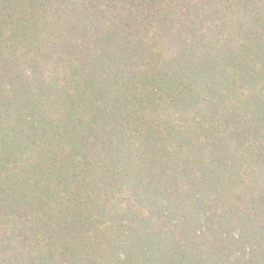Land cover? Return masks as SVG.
<instances>
[{
  "label": "trees",
  "instance_id": "trees-1",
  "mask_svg": "<svg viewBox=\"0 0 264 264\" xmlns=\"http://www.w3.org/2000/svg\"><path fill=\"white\" fill-rule=\"evenodd\" d=\"M0 264H264V0H0Z\"/></svg>",
  "mask_w": 264,
  "mask_h": 264
}]
</instances>
